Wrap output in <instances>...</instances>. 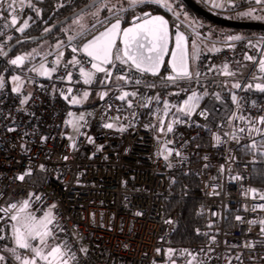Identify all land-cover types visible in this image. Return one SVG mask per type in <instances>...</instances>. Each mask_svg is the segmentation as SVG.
<instances>
[{"label":"built area","instance_id":"obj_1","mask_svg":"<svg viewBox=\"0 0 264 264\" xmlns=\"http://www.w3.org/2000/svg\"><path fill=\"white\" fill-rule=\"evenodd\" d=\"M255 8L254 4H244L213 13L247 21L250 17L242 14ZM7 17L5 3L0 4V42L13 31ZM116 18L126 22L123 13ZM168 19L188 38L195 35L175 17ZM114 20H103L105 24L101 20L85 36L68 43L52 77L32 80L26 104L4 84L0 88V208L24 200L40 211L55 205L57 222L65 229L60 238L71 244L78 264H171L172 260L188 264L190 258L182 253L189 251L199 253L197 260L203 264H264V236L258 235L259 225L249 231L248 223L235 219H264V210L258 207L264 205L259 198L264 189L253 184L254 167L264 166V156L250 150L252 136L238 131L249 127L239 117L264 114V93L246 87L249 82L264 83L252 80L259 72L258 65L246 59L264 58V32L241 36L243 39L233 42L231 48L227 41H218L214 46L220 51L199 53L194 71L201 75L190 83H166L162 77L170 69L165 64L160 76L143 77L157 86H140L142 98L128 108L126 102L116 99L121 91L114 87V79L103 85V74H97L95 81L86 85L78 67L68 64L76 58L89 70L87 57L70 49H79L84 40ZM53 64L51 57L48 66ZM65 65L72 75L70 82L66 81ZM225 65L235 75L222 74ZM237 82L241 89L232 87ZM122 90L136 91L137 86ZM85 91L97 93L98 99L91 105L80 134L69 141L65 129L70 106L64 94L69 98ZM104 91L108 95L101 99L99 94ZM193 92L200 97L195 111L190 116L178 112ZM148 98H152L151 103L144 106ZM165 102L171 106L166 115ZM106 123L115 127H103ZM170 124L172 132L167 131ZM119 127L125 130L118 131ZM233 133L240 139L233 140ZM217 135L221 137L219 144ZM89 137L94 143L88 142ZM254 138L257 142L264 139L259 135ZM165 144L170 150L167 160L161 154ZM101 146L103 151H98ZM29 170L31 175H25L24 181L17 179ZM174 174L197 180L204 205L200 239L181 247L172 245L178 215L166 209L177 195ZM237 176L242 179H235ZM251 189L258 194L255 199ZM137 212L142 215L137 216ZM8 221L0 212V227ZM248 242L255 243L254 250L241 247ZM170 247L175 248L172 260L167 257ZM82 248L87 254L80 251Z\"/></svg>","mask_w":264,"mask_h":264},{"label":"snow or ice","instance_id":"obj_2","mask_svg":"<svg viewBox=\"0 0 264 264\" xmlns=\"http://www.w3.org/2000/svg\"><path fill=\"white\" fill-rule=\"evenodd\" d=\"M4 0H0V4H3ZM16 0H11L8 4V10L14 11V5ZM21 7L25 5V0H19ZM129 8H136L140 5L145 4H159L169 11L172 10L169 0H126ZM245 4H255V5H264V0H244ZM93 6L95 8L92 11L91 15L99 18L101 11L107 10L115 16H119L122 11H126L122 6L117 7L115 4L111 3V0H93ZM27 7L34 9L37 14H39V9L35 8V5L31 3V0H28ZM213 7L225 8L232 7L236 8L238 5L235 4L234 0H214ZM242 15L248 17H254L255 9H249L247 12ZM31 19V17H29ZM136 21H140L137 23ZM18 23L16 15L11 16L10 24L15 26ZM79 23V20L77 21ZM101 24H105V21H101ZM29 27V23L26 20L21 27L17 29L20 33H23L25 29ZM83 31L79 32L77 35L80 37L85 36L91 30L81 25ZM2 34V33H0ZM76 36H69V44L71 41L75 40ZM243 37L239 35H231L226 38L228 47H232L233 42L241 41ZM119 42V43H118ZM171 42V33L169 30L168 21L162 16H153L150 12L145 11L142 16H136L135 20L132 22V26L127 28H122L121 18H116L115 22H111L110 26H105L104 30L101 31L98 35H93V38L87 40L83 44L82 52L87 57V61L90 64V70H86L82 66V62L79 59L73 58L68 61V64H71L73 67H78L79 75L83 78V83L86 85H91L97 74H103L100 78V83L107 85L113 82V79L117 82L114 87L117 90L121 91V94L116 97L122 102H126L128 108H133V101L139 98H142L141 93L139 92V87L143 86L147 89L155 88L157 85L154 82H149L143 79L144 76L158 77L161 74L162 67L164 65V58L169 53V44ZM62 43V42H61ZM175 50L171 53L170 56V72L166 74L162 79L166 83L176 84L180 81L192 82L194 79H198L201 73L198 71H193L190 64L189 49H188V38L183 34H177L175 37ZM56 47L59 49L60 44H57ZM193 47H196L193 45ZM220 51V49L210 48L209 51ZM81 51L77 47H71L72 53H77ZM0 53L7 55L3 52V48H0ZM63 55V53H61ZM195 59L199 58V51ZM25 56H17L11 60L12 65H21L23 64ZM246 59L253 64L258 65L259 73L264 74V58L255 60L252 56H247ZM57 64H59V57L57 58ZM119 66V67H118ZM66 68V78L68 81L72 80V75L70 71H67ZM116 70V75H113V70ZM38 73L43 76H51V71L41 65L40 69H37ZM54 71V69L52 70ZM222 74L232 76L235 75L234 72L228 70V66L225 65L222 69ZM63 78V77H62ZM14 81L19 82V77H13ZM253 81L260 80L264 81V75L253 76ZM123 82L120 84L119 82ZM128 85L137 86L136 91H125L122 90ZM3 87V82L0 81V88ZM233 88L241 89V84L239 82L232 85ZM247 89H253L264 93V83H247ZM20 86L16 87L14 91L20 92ZM71 89H69V92ZM207 94V93H205ZM100 98L103 99L108 95L107 91L101 92ZM89 96V92L85 91L83 93L82 99L86 100ZM131 97L132 99H129ZM65 99H68L65 96ZM152 98H148L145 101L144 106H148L151 103ZM159 102V96L155 97ZM200 97L193 92L192 95L184 102L182 107H178L176 110L178 112L184 113L185 115L190 116L198 106V101ZM217 99L219 95L217 94ZM28 98L26 97L22 103H27ZM232 100L239 105V100L236 95H232ZM81 98L73 97L71 103L79 104ZM170 105L165 102L164 109L165 115L167 111L170 110ZM203 114V113H202ZM119 119V117H117ZM240 120L245 121L249 126L247 130L244 127L238 129L239 132H246L248 136H252V142L250 144V150L254 153H259L261 156H264V139L257 142L255 140V135L264 137V114L257 117H239ZM80 121L84 120V117H79ZM176 121L174 120L173 123ZM77 131H79V123L70 121ZM103 127L112 129L115 127L113 123H106ZM12 129H9L11 131ZM118 131L123 132L124 127L117 128ZM163 131V128L160 129ZM168 132H172L173 128L170 124L167 129ZM227 135V134H226ZM46 139V138H45ZM217 144L221 142V137L217 135L215 137ZM233 140H239L235 133L232 134ZM89 143H94L91 137L88 140ZM73 148L76 145L73 143ZM98 151H103L102 146L97 149ZM179 155V153H177ZM165 160L168 159V156L163 157ZM67 159V157H65ZM206 159V157H205ZM43 170V165H41ZM223 171V169H222ZM25 175H31V170L26 174H22L17 177L20 181L25 180ZM235 179H242L237 176ZM126 184V182H125ZM255 199L258 195L255 189L250 190ZM35 195V194H33ZM247 195V193H246ZM261 200H264V195L259 196ZM55 208V205L52 206ZM261 210H264V205L258 206ZM30 201L24 200L23 202H13L7 208H0V212L4 213V217L14 221L10 225L11 236L6 237L5 225L0 227V241L11 240L15 247H7L4 249L5 254H0V264H10L9 257L11 260L18 262V264H78V258L76 252L73 251L71 244L66 239L60 238V233L64 232L65 229L61 227L56 216L50 211L43 216V218H38L32 212L29 211ZM257 206L253 207L255 211ZM15 210V211H13ZM247 210V209H245ZM137 216L142 215V213L137 212ZM215 215V213L213 214ZM235 219L241 223L249 224V231L252 227L259 225L258 235L264 236V219H252L245 221L243 217L236 216ZM172 223V221H167ZM213 243L215 242V237L212 238ZM59 241V242H57ZM235 247V245H233ZM241 247L254 250L255 243L248 242L241 245ZM84 254H87V249H80ZM159 253V249L157 250ZM175 255L172 249L168 250L169 260H172V257ZM182 255H187L190 259L188 264H203V261H198L197 256L199 253L186 252ZM237 260H240V256L235 257ZM229 257V262H230ZM241 264L243 262L241 261Z\"/></svg>","mask_w":264,"mask_h":264},{"label":"rangeland","instance_id":"obj_3","mask_svg":"<svg viewBox=\"0 0 264 264\" xmlns=\"http://www.w3.org/2000/svg\"><path fill=\"white\" fill-rule=\"evenodd\" d=\"M197 1L209 11H214L213 8H215L217 10L224 9V8L213 7V2H212V4L208 3L210 0H197ZM111 3L115 4L117 7L122 6L124 9H127L126 11L121 12L123 14L125 12H129L130 10H136L138 7L142 6V5L137 6L134 9L129 8L128 4L126 3V0H111ZM169 3H170L171 8H172V6H173L172 0H169ZM156 5H159V4H156ZM159 6H161V5H159ZM161 7H163V6H161ZM17 10H18V12L14 14L17 16V19H18V23H17V25H15L16 29L21 27L26 20L28 21V23H30V20H31V19H29V17H31V13L29 11H26L21 6L18 7ZM94 10H95V8H92V9L86 11L85 13H83L82 15L76 17L72 21L63 25L62 27H63L64 32L67 34V38L64 41H59L58 43H56L54 45L53 50H50V48L52 46L50 39L46 38V39L41 40L39 42H33V44H31L26 50H24L23 52H21L17 55H14V56L9 55L5 60L6 63L8 65H12L11 64L12 59L16 58L17 56H25L26 61H32L33 63L31 65L30 69H22V71L26 72V73L29 71L30 75L43 76V75H40L38 73V71H36V70L40 69L41 65H43L45 68H47L49 71H51L48 67V61H49V57H47L48 54L52 53L54 51V54H55L54 58H55V60H57V58L60 56V54L62 52L61 51L62 47L65 48L64 46H66L69 43L68 37L69 36L80 37L77 34L81 31H83V29L81 28V25H84V27L87 29H91L94 27V25H96L99 22V20L100 21L101 20H108L109 21V20H114L115 17H117V16H115L109 12V15L105 16V18H100V16H99V18H96V17L91 15L92 11H94ZM165 10L169 11L167 8H165ZM172 10H173V8H172ZM172 10L169 11L171 14L170 16L175 17L180 23H183L184 25H186L192 31L195 32V35L193 37L189 38V51H190V57H191V67H192L193 71L195 69V64H194L195 58H193V57L196 56L197 51H199V53L208 52L210 48H213V46L216 42L227 41L226 38L228 36L232 35V33H231L232 29L225 28L222 26H217V25H214L210 22L202 23L197 19V17H195L194 15H191L188 11H184L183 9L180 11H178L177 9L173 10V11ZM100 15H101V13H100ZM7 18H8V21L10 22L11 16H8ZM250 18L253 20H258V21L264 22V8H260L258 10H255L254 17H250ZM78 20H79V23H77ZM254 32H252V34H256ZM244 34L245 33L240 32L237 35L245 36ZM57 44H60L59 49L56 47ZM193 45H195L196 47H193ZM0 48H2L1 42H0ZM14 67H18V65H14ZM89 70H90V68H89ZM260 75H264V74H261L258 72L257 76H260ZM0 81H2L4 84L5 79H4L3 75H0ZM66 81L70 82L67 80V78H66ZM30 82H29V85H30ZM28 91H29V89L26 88L25 92L21 93L22 100H24L26 97L28 98V93H29ZM87 92H89V91H87ZM64 96H66V93L64 94ZM73 97L81 98V102L79 104L71 103V100ZM82 97H83V93L81 95H75V96L69 97L67 99V102H68L70 108L67 112V121H66L67 126L65 129V132L69 138V141H74L77 138V136L80 134V132L84 126V123L86 122V120L90 114L91 105H93L94 102L98 99V94L95 93V94L91 95L89 92V96L86 100L82 99ZM81 116L84 117L83 121L79 120V117H81ZM70 121L79 123V131L74 129L73 125L71 123H69ZM166 145L167 144H165V146L161 152L163 157L165 155L169 157V155H170V150ZM29 211L32 212L34 215H36L38 218H43V216L50 211L54 214V208L52 206H50V207H48L42 211L33 209L30 206ZM12 223H15V222L10 220L8 222V224H6L9 226V227H5L6 237L11 236L10 225ZM7 247H15V244L10 239L0 241V254L7 255V253L4 252V249ZM169 249H172L173 252L175 250L174 247H170V248H168V250ZM168 250H167V257H168ZM9 260H10V264H18V262L11 260V257H9ZM171 264H178V262L175 260H172Z\"/></svg>","mask_w":264,"mask_h":264},{"label":"trees","instance_id":"obj_4","mask_svg":"<svg viewBox=\"0 0 264 264\" xmlns=\"http://www.w3.org/2000/svg\"><path fill=\"white\" fill-rule=\"evenodd\" d=\"M90 1L91 0H31V3L35 5V8L39 9V14H37L34 9L27 7L26 11H29L31 13L29 27L25 29L23 33L14 30L6 40L2 41L1 45L3 48V52L12 43L18 41L19 39L42 35L43 33L47 32L55 23L73 13L77 9L81 8ZM147 10L152 11V13L154 14H162L170 17L169 15H167V11L161 6L156 4H145L138 7L136 10H130V15L126 19L125 23H129L130 16L134 12H143ZM183 10L188 11L191 15L195 16V14L187 7L183 6ZM107 15H109V12L107 10L101 11L100 18H105V16ZM197 19L199 18L197 17ZM201 22L205 23L206 21L201 20ZM240 32L245 33L244 35H252V32L254 31L231 30L232 35H237ZM254 33L258 34L260 32L255 31ZM48 38L50 39L52 45L50 50H53L56 43H58L59 41H64L67 38V34L64 32L63 27H61ZM31 44H33V42H26L19 45L11 55L14 56L23 52ZM1 54L2 53H0V55ZM32 63V61L25 60L21 68L27 69L30 65H32ZM15 70L19 69L8 66L6 62L3 63L1 67L0 75H3L6 81H4V87L8 91H10V84L8 81L10 76L13 74V71ZM173 179V185L177 195L167 203L166 209L167 212L175 213L178 215L179 226L175 236L172 239V245L181 247L190 245L200 239L203 226L204 205L199 196L198 183L195 178L184 177L180 174H174ZM253 184L257 187L258 190L264 189V166L258 165L254 167ZM8 222L6 224H8Z\"/></svg>","mask_w":264,"mask_h":264},{"label":"water","instance_id":"obj_5","mask_svg":"<svg viewBox=\"0 0 264 264\" xmlns=\"http://www.w3.org/2000/svg\"><path fill=\"white\" fill-rule=\"evenodd\" d=\"M175 1L179 2L181 5L187 7L189 10H191L195 14V16L199 18L198 20L200 22H201V20H204V21L210 22V23H212L214 25L222 26V27L229 28V29H232V30L264 32V22L253 21V20L240 21V20L227 19V18H223V17H221L219 15H216L212 11L207 10L205 7L200 5L195 0H175ZM92 8H94L93 0H91L90 2H88L87 4L82 6L81 8L77 9L73 13L69 14L68 16L64 17L63 19H61L60 21L55 23L47 32L43 33L42 35L30 36V37L22 38V39H19L18 41H15L14 43H12L4 51V53H7V55H4V54L0 55V71H1V67H2L3 63L6 62L5 61L6 58L9 55H11L12 52L19 45H21L23 43H26V42H39L41 40H44V39L48 38L57 29L61 28L66 23L72 21L76 17L82 15L83 13H85L86 11H88V10H90ZM144 12L145 11H143L140 15H135V16L131 17L128 24H126L124 21H122V28H127V27L132 26V22L135 20V17L136 16H142ZM147 12H150L153 16H157V15L158 16H162L168 21L169 30H170V33H171V42L169 44V53L164 58V65L166 64L167 67L170 69V67H169V65H170V56H171V53L175 50V43L174 42H175L176 35L180 34V33H183L187 38H188V36L184 32H182L179 28H177L175 26H171L167 16L162 15V14H154L150 10H147ZM112 22H115V20L112 21ZM136 22L139 23L140 21H136ZM107 26H110V24L107 25ZM103 30H104V28L101 29L100 31H98L97 33L93 34V35H98ZM93 35L90 36L89 38H87L86 40H84L82 42V44L80 45V47H79V49H81L80 52L84 56H85V54L82 52L83 44L86 43L87 40L92 39ZM188 49H189V38H188ZM189 57H190V51H189ZM190 64H191V57H190ZM164 65H163V67H164ZM163 67H162V69H163Z\"/></svg>","mask_w":264,"mask_h":264},{"label":"crops","instance_id":"obj_6","mask_svg":"<svg viewBox=\"0 0 264 264\" xmlns=\"http://www.w3.org/2000/svg\"><path fill=\"white\" fill-rule=\"evenodd\" d=\"M11 2V0H5L4 1V3H5V6H6V8L8 9V4ZM27 2H28V0H25V5L23 6V8L26 10L27 9ZM196 2H198L197 0H196ZM212 2H214V0H210L208 3H211L212 4ZM199 3V2H198ZM235 4L236 5H244L245 3H244V0H236L235 1ZM255 5V4H254ZM21 5H20V3H19V0H16V3H15V5H14V11H9L8 10V16H12V15H14L15 13H17L18 12V10H17V8L18 7H20ZM203 6V5H202ZM257 6V8H255V10H258V9H260V8H264V5H256ZM163 9H165L164 7H162ZM214 9V11H212V12H217V11H221V10H217V9H215V8H213ZM223 10V9H222ZM251 19V18H250ZM251 20H253V19H251ZM100 21V20H99ZM253 21H258V20H253ZM9 22V21H8ZM261 22V21H260ZM9 24H10V22H9ZM11 25V24H10ZM12 28H13V31L14 30H17L16 29V27L15 26H12ZM12 31V32H13ZM65 47V46H64ZM63 47H62V49H61V51H63ZM60 51V52H61ZM62 53V52H61ZM61 54H60V56H59V64L61 63ZM47 57H49V59L52 57L53 58V60H54V64H53V66L52 67H49V69L51 70V76L50 77H52V75L54 74V71H55V67L57 66V65H59V64H57V60H55V54H54V51L52 52V53H50V54H48V56ZM24 62H25V60H24ZM24 62H23V64H24ZM23 64H21V65H18V67H14V65H8V66H10V67H14V68H17V69H19V70H15V71H13V74L10 76V78H9V84H10V90L11 91H13V92H15V93H17V94H19L20 96H21V93H23V92H25V90H26V88H28L29 89V91L28 92H30V86H31V82H32V80L33 79H35V78H40V79H42L43 81H46L47 79H49L50 77L49 76H38V75H30V72L28 71L27 73L26 72H23L22 71V66H23ZM30 67H31V65L27 68V69H30ZM54 69V71H52ZM13 77H19L20 78V81L19 82H17V81H14L13 80ZM31 81V82H30ZM6 82V81H5ZM5 82H4V84H5ZM29 82H30V85H29ZM18 86H20V92H16V91H14V89L16 88V87H18ZM28 95H29V93H28ZM22 97V96H21Z\"/></svg>","mask_w":264,"mask_h":264},{"label":"flooded vegetation","instance_id":"obj_7","mask_svg":"<svg viewBox=\"0 0 264 264\" xmlns=\"http://www.w3.org/2000/svg\"><path fill=\"white\" fill-rule=\"evenodd\" d=\"M172 8H173V10H178V11H180V10H182L183 9V5H181L179 2H177V1H175V0H172ZM172 10V11H173ZM142 12H134L131 16H130V18L131 17H133V16H135V15H140ZM130 15V13L129 12H125L124 13V16H125V18L127 19L128 18V16ZM167 15H171L170 14V12L169 11H167Z\"/></svg>","mask_w":264,"mask_h":264}]
</instances>
